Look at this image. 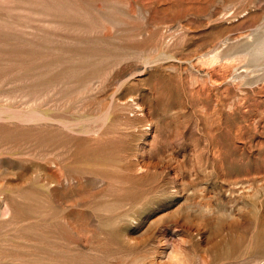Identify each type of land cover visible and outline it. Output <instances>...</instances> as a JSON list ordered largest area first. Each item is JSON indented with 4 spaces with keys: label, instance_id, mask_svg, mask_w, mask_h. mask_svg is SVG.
Listing matches in <instances>:
<instances>
[{
    "label": "rangeland",
    "instance_id": "rangeland-1",
    "mask_svg": "<svg viewBox=\"0 0 264 264\" xmlns=\"http://www.w3.org/2000/svg\"><path fill=\"white\" fill-rule=\"evenodd\" d=\"M263 38L264 0H0V264H264Z\"/></svg>",
    "mask_w": 264,
    "mask_h": 264
},
{
    "label": "bare ground",
    "instance_id": "bare-ground-1",
    "mask_svg": "<svg viewBox=\"0 0 264 264\" xmlns=\"http://www.w3.org/2000/svg\"><path fill=\"white\" fill-rule=\"evenodd\" d=\"M261 41L264 42V38H263ZM262 46H263V48H264V44H263ZM259 52L264 53V50H261V49H260ZM55 121H56V120H55ZM65 129H66V128H65ZM68 131H69V130H68ZM100 140H101V139H100ZM99 142H100V141H99ZM99 142H98V143H99ZM108 143H109V142H108ZM99 148H100V149L97 151V154H98V155H97V157H96V161H98V159L100 160V159H101V155H103V154L105 153V150H104L101 146H99ZM111 182H112V181H111ZM111 182H110V183H111ZM110 183H108V184H110ZM136 184H137V183H136ZM127 188H129V187H127ZM130 188H131V186H130ZM132 188H134V187L132 186ZM21 193H22V192H21ZM21 193H20V194H21ZM20 194H19V195H20ZM22 194H23V193H22ZM19 195H18V196H19ZM21 196H22V195H21ZM24 198H25V197H24ZM39 207H40V206H39ZM39 213H40V212H39Z\"/></svg>",
    "mask_w": 264,
    "mask_h": 264
},
{
    "label": "clouds",
    "instance_id": "clouds-1",
    "mask_svg": "<svg viewBox=\"0 0 264 264\" xmlns=\"http://www.w3.org/2000/svg\"><path fill=\"white\" fill-rule=\"evenodd\" d=\"M169 259H174V256H170Z\"/></svg>",
    "mask_w": 264,
    "mask_h": 264
}]
</instances>
